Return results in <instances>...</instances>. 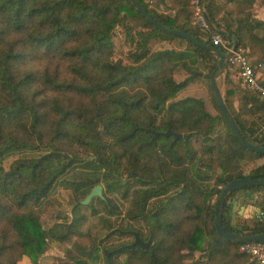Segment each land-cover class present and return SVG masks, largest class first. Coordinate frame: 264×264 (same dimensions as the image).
Wrapping results in <instances>:
<instances>
[{
    "label": "trees",
    "instance_id": "16d2710c",
    "mask_svg": "<svg viewBox=\"0 0 264 264\" xmlns=\"http://www.w3.org/2000/svg\"><path fill=\"white\" fill-rule=\"evenodd\" d=\"M137 1L168 29L212 46L211 34L220 32L245 48L252 63L264 58V38L256 33L264 22L242 6L220 17L218 0H204L211 20L205 38L193 23L192 0H168L170 13ZM171 40L186 48H153ZM218 64L217 54L158 29L128 0H0V264H20L25 256L43 264L50 240L80 235L88 218L81 208L92 207L82 200L99 184L102 210L121 215L119 195L130 203L124 216L146 224L145 232L133 224L112 230L103 220L106 238L137 232L151 241L148 248L132 246L134 240L104 248V264H191L186 259L197 251L204 264H246L241 243L218 235L215 224L222 190L234 179L264 178V165L245 170L264 154L246 148L223 116L211 87ZM201 65L217 115L201 98L176 99ZM229 69L236 73L227 63ZM180 72L188 76L179 80ZM239 92L238 109L236 91L221 92L225 105L245 138L264 147V98L244 87ZM60 185L77 200L72 220L46 228L41 217ZM242 191L257 193L264 210V185L240 186L224 204L223 227L240 236L264 234V218L232 223V203ZM91 214L100 212L93 207ZM81 250L98 258L97 246Z\"/></svg>",
    "mask_w": 264,
    "mask_h": 264
},
{
    "label": "rangeland",
    "instance_id": "374dc122",
    "mask_svg": "<svg viewBox=\"0 0 264 264\" xmlns=\"http://www.w3.org/2000/svg\"><path fill=\"white\" fill-rule=\"evenodd\" d=\"M149 4L151 5V8L157 12L160 13H170L171 12V5L168 0H147ZM124 33L121 28L117 30V37L118 41L123 46L122 52L120 51V54L122 56H125L129 47L124 39ZM153 48L155 50L159 49H185L186 43L184 41L180 40H171V41H164V42H158L155 43ZM214 60H210L209 63H213ZM197 72H201L202 75L195 76V79L190 82V84L186 87L185 90H183L176 99H181L185 97H194V98H201L206 103V109L212 113L213 115H217L218 110L214 106L212 102V94L209 88L208 80L204 78V74L207 73V69L204 67V65H201L199 69H197ZM226 75H228V79H226ZM188 76L184 72L178 73L177 78L179 80H182ZM217 85L221 92H224L226 88H233L236 93L231 96V99L235 105V107L238 109L240 104V90L243 89L242 83L237 77V74L234 73L231 69L225 71L220 74V76L217 79ZM251 119V118H249ZM226 129V126L223 122H220L217 131H223ZM13 157L9 158L5 166L8 167L10 162L12 161ZM264 159V158H262ZM258 159V160H262ZM257 161V160H256ZM208 162L206 159L202 163V170L205 171L207 169ZM264 165V164H263ZM262 166V165H261ZM251 164H249L245 170H249L251 168ZM220 172V170L216 169V174ZM215 172H211L209 174L210 179L208 181V184L213 185L216 183V178L214 177ZM241 194V193H239ZM116 198V202L121 206L122 208V214L121 215H110L108 212H105L102 210V204L98 200L97 197L93 198V200L88 204L92 205V207H82L81 211L88 216L87 221L83 223V225L80 227V235H75L71 241L67 242H61L57 240H50L47 246V250L44 254L41 255L40 260L43 264H79V260H87L88 264H104V255L103 250L104 248H114L120 244L128 243L134 240L133 236L129 234H115L111 236L110 238H106L108 233L110 232L109 229L105 227L104 221H107L110 225L112 230L117 229H127L129 225H134L141 230L145 232L146 230V224L143 221H137L133 222L130 221L127 217L124 216L126 209L129 206V201L124 200L119 195L114 196ZM242 197V195L240 196ZM216 197L212 198V201L215 200ZM245 200H241L238 202V204L232 209V223L235 226H243L246 225L248 220L254 218L255 216H258V213H254V211L250 212L247 217L243 216L242 214L238 213L239 206L242 203H250L253 204L256 199L252 196H249L248 194L244 195ZM49 204L44 210L41 221L44 225V227L49 228L52 225H54L57 222L67 221L70 222L72 220L73 215V208L77 203V200L75 198L74 192L71 188H66L64 186H59L53 192L52 195L49 197ZM95 207L99 210L100 214L99 216H93L91 214L92 208ZM262 210V209H260ZM75 244H78L82 248L84 247L87 251H90L92 246H97L98 250L97 252H94L98 256L96 260H93L91 257L87 258L84 254H82L81 247H76ZM120 260H124V256H118L117 257ZM206 261L205 255L203 252H195L194 254H191L187 257L186 262L191 264H204ZM31 259L27 256H25L22 261H20V264H30Z\"/></svg>",
    "mask_w": 264,
    "mask_h": 264
},
{
    "label": "water",
    "instance_id": "95a60500",
    "mask_svg": "<svg viewBox=\"0 0 264 264\" xmlns=\"http://www.w3.org/2000/svg\"><path fill=\"white\" fill-rule=\"evenodd\" d=\"M131 4H133L150 22H152L158 29L168 32L170 34L180 36L188 41L193 42L195 45L203 47L211 52H214L219 57V64H218V72L214 78L211 80V87L214 90L217 103L219 105V108L225 117L226 121L230 125L231 129L233 130L235 136L238 138V140L249 150L264 154V147L256 146L249 142L245 136L242 134L241 130L239 129L237 123L235 122L234 118L232 117L231 113L229 112L227 106L225 105L223 95L217 85V79L220 76V74L225 70L229 55L226 54L222 49L212 46L205 41L198 40L195 37H193L191 34H188L186 32L177 30V29H168L163 24H161L157 19H155L148 10L137 0H128ZM207 19L209 23L211 24V20L209 16H207ZM239 45L238 42L235 43L234 47L236 48ZM195 76L202 75L201 72H195ZM166 136L172 135L171 131L165 132ZM181 135H175V138H179ZM243 185H264V178H239L232 180L221 192L220 194V204H219V212L216 219V230L218 235L227 238L232 241H236L238 243H245V242H264V234L261 235H244L240 236L235 233L229 232L223 227L222 224V214H223V208L224 204L229 196L230 193H232L236 188L243 186ZM103 186L102 185H96L93 187L91 192L85 197V199L82 200L83 205H88L93 198L95 197H101L103 195ZM135 240L131 243L132 246H140L143 248H148L151 244V241H143L139 234L137 232L134 233Z\"/></svg>",
    "mask_w": 264,
    "mask_h": 264
},
{
    "label": "built area",
    "instance_id": "2783aa9c",
    "mask_svg": "<svg viewBox=\"0 0 264 264\" xmlns=\"http://www.w3.org/2000/svg\"><path fill=\"white\" fill-rule=\"evenodd\" d=\"M194 6L193 23L199 27L205 38L209 37L210 23L207 19V9L204 0H192ZM215 47L229 55L227 63L236 68V74L242 86L264 98V58L257 64L251 62L245 48L236 41L225 38L220 32L211 34ZM260 220L264 218V210L258 213ZM239 252L248 257L247 264H264V242H245L239 246Z\"/></svg>",
    "mask_w": 264,
    "mask_h": 264
},
{
    "label": "crops",
    "instance_id": "0c3cea01",
    "mask_svg": "<svg viewBox=\"0 0 264 264\" xmlns=\"http://www.w3.org/2000/svg\"><path fill=\"white\" fill-rule=\"evenodd\" d=\"M218 3L224 8L225 11L220 13V17H223L227 11L235 10L236 6L243 7L247 11L253 14V17L259 21L264 22V0H218ZM256 33L264 38V25L261 28L256 29ZM264 164V159L257 160L255 163L251 164V168L258 167ZM241 193V194H239ZM232 203V209L238 204L241 200H245L244 195L248 194L249 196L256 197L258 196L257 193L251 194L246 191L239 192ZM242 195V197H240ZM254 211V213H258L260 211V207L256 204V201L253 204L250 203H242L239 206L238 213L242 214L243 216L247 217L250 212ZM247 264V263H246Z\"/></svg>",
    "mask_w": 264,
    "mask_h": 264
},
{
    "label": "flooded vegetation",
    "instance_id": "af4514ba",
    "mask_svg": "<svg viewBox=\"0 0 264 264\" xmlns=\"http://www.w3.org/2000/svg\"><path fill=\"white\" fill-rule=\"evenodd\" d=\"M134 240H135V236H134Z\"/></svg>",
    "mask_w": 264,
    "mask_h": 264
}]
</instances>
